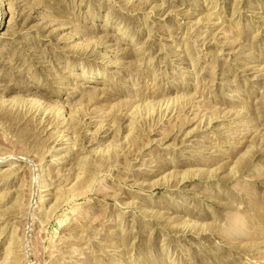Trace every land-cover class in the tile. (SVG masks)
Returning <instances> with one entry per match:
<instances>
[{
  "label": "rangeland",
  "instance_id": "rangeland-1",
  "mask_svg": "<svg viewBox=\"0 0 264 264\" xmlns=\"http://www.w3.org/2000/svg\"><path fill=\"white\" fill-rule=\"evenodd\" d=\"M0 264H264V0H0Z\"/></svg>",
  "mask_w": 264,
  "mask_h": 264
}]
</instances>
